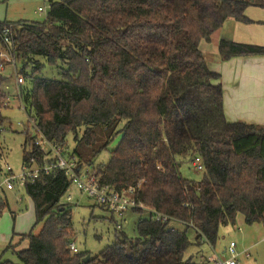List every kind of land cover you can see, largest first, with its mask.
Segmentation results:
<instances>
[{
    "label": "trees",
    "instance_id": "obj_1",
    "mask_svg": "<svg viewBox=\"0 0 264 264\" xmlns=\"http://www.w3.org/2000/svg\"><path fill=\"white\" fill-rule=\"evenodd\" d=\"M250 6L264 8V0H56L43 21L0 22V34L12 27L21 102L38 130L78 169L92 166L103 187L134 189L144 208L130 210L149 213L138 220L136 238L121 234L97 255L74 252L72 208L62 202L72 181L58 168L42 171L23 184L35 224L19 235L26 247L17 249L12 236L19 264H198L185 257L188 246L202 244V236L216 245L220 227L235 225L239 214L264 228V126L227 121L221 74L200 47L230 18L252 23ZM218 51L222 61L264 56L263 45L224 38ZM44 63L59 78L37 76ZM8 81L0 70V124ZM117 134L109 162L95 166ZM35 138L25 133L23 165L47 162ZM195 156L204 162L201 181L180 171ZM2 159L0 126V173ZM7 207L0 199V217ZM154 213L194 229L173 230Z\"/></svg>",
    "mask_w": 264,
    "mask_h": 264
},
{
    "label": "rangeland",
    "instance_id": "obj_2",
    "mask_svg": "<svg viewBox=\"0 0 264 264\" xmlns=\"http://www.w3.org/2000/svg\"><path fill=\"white\" fill-rule=\"evenodd\" d=\"M52 1L56 0H0V22L6 20L12 22L43 21ZM39 7L46 8V12L36 13ZM249 9L257 18V23L252 25L256 35L249 39L262 41L264 40V8L250 6ZM206 43H210L206 46L207 51L204 49ZM246 43L260 45L256 42ZM261 45L264 46V44ZM200 47L204 51L207 62H213L216 53H218L216 42L211 38V42L202 41ZM44 64L41 73H37V76L59 78L55 69L46 63ZM20 68L21 64L16 62L17 73H20ZM3 74L9 79L6 90L10 101L7 108L3 110L6 119L3 124H0L3 152L0 181L3 179L1 174L6 173L8 166L15 175L22 172L25 133L28 132L29 137L37 136L33 124L29 121L26 111H24L21 99L16 95L17 84L14 67L7 64ZM120 139L121 134H117L107 149L94 158L93 164L95 166L106 165L110 160L111 151L116 148ZM66 146H68L66 149L69 151L74 148L75 143L72 137H70ZM30 148L29 142L28 151ZM180 171L185 178L193 181L203 180L205 174L204 171L197 170L194 167L191 158L182 160ZM69 196H71L70 199H68ZM0 199H7L8 201V207L0 217V264H19L18 257L10 246V241L12 236L15 235L12 244H16L17 249L26 247V240H22L19 235L29 234L33 229L35 224L33 202L20 182H16L11 186H4L3 190L0 191ZM62 202L69 204L72 208V224L75 230L73 242L78 250L87 251L92 255H97L113 244L121 234L128 238H136L138 236L136 232L138 220L149 215L146 211L144 214H139L133 210H127L122 217L117 216L106 207L97 205L92 198L83 194L75 182H72ZM13 213H15V217ZM179 228V230H183L181 227ZM41 229L42 225H37L33 233L38 234ZM190 238L193 243L195 235L192 231L190 232ZM263 239V225L259 222L249 224L245 221L244 216L239 214L235 225L220 227L215 249L218 253H222L226 251L229 243L234 241L237 245L236 250L240 253L238 264H264ZM202 241L200 245L190 244L186 249L185 257H191L198 264H212L209 261V257L213 253L212 248L205 239Z\"/></svg>",
    "mask_w": 264,
    "mask_h": 264
},
{
    "label": "built area",
    "instance_id": "obj_3",
    "mask_svg": "<svg viewBox=\"0 0 264 264\" xmlns=\"http://www.w3.org/2000/svg\"><path fill=\"white\" fill-rule=\"evenodd\" d=\"M38 13L46 12V8L39 7L37 10ZM12 27L6 26L3 28L2 33V45L0 47V59L4 61V64H0V70L3 72L7 64H11L14 67L16 74V84H17V96L21 99L20 85L23 83V77L20 73H17L16 70V60L14 57V48L13 41L11 38ZM10 101L9 97L6 99V104ZM22 104V102H21ZM23 106V104H22ZM24 111L25 107L23 106ZM29 121L33 124L37 136L33 141V144L41 147L44 154L45 162L42 166L33 164L32 167L23 165L22 172L19 175H15L13 170L8 166L7 171L4 174H1L3 179L0 181V191L3 190L4 186H11L16 182H20L22 185L30 180H34L39 176V174L44 171L46 173L50 172L54 168H58L67 175V177L77 184L81 192L88 197L92 198L97 205L106 207L112 211L117 216H123L127 210L133 208H144L141 203L133 197L134 189H129L123 192H117L111 190L107 187H103L99 182V176L94 172L92 166H85L81 169L77 168L76 160H69L66 156L65 149L58 144H55L49 141L42 132H40L34 122L33 118H28ZM194 167L197 170L204 171V162L202 157L195 156L191 159ZM32 163H34L32 159ZM71 196L68 197L70 199ZM152 219L157 222L169 223L173 230H179L181 227L194 229V225L191 223H186L183 220L170 217L161 213H154ZM239 230H241L239 228ZM205 239V241L212 248V255L209 257V261L212 264H238V257L240 253L237 252V245L234 241H231L226 248V251L218 253L215 249V245L209 242L204 236L201 237L200 241ZM264 241V239H263ZM71 250L74 252L78 251V248L75 244H71ZM226 252V254H224Z\"/></svg>",
    "mask_w": 264,
    "mask_h": 264
},
{
    "label": "crops",
    "instance_id": "obj_4",
    "mask_svg": "<svg viewBox=\"0 0 264 264\" xmlns=\"http://www.w3.org/2000/svg\"><path fill=\"white\" fill-rule=\"evenodd\" d=\"M246 14L253 21L252 23L244 24L230 18L220 30L212 34L211 38L216 42L217 47L222 38L241 43L264 44V40L249 39L256 35L252 25L257 23V18L249 8ZM206 42H211V40ZM209 44L204 45L205 51ZM202 52L204 53L203 50ZM217 52L215 60L208 62V66L211 70L221 74V83L224 88V112L227 121L231 123L242 121L264 126V56L235 57L222 61L219 51Z\"/></svg>",
    "mask_w": 264,
    "mask_h": 264
},
{
    "label": "water",
    "instance_id": "obj_5",
    "mask_svg": "<svg viewBox=\"0 0 264 264\" xmlns=\"http://www.w3.org/2000/svg\"><path fill=\"white\" fill-rule=\"evenodd\" d=\"M188 158H189V157H188ZM89 259H90V255H87L84 261H85V262H88Z\"/></svg>",
    "mask_w": 264,
    "mask_h": 264
}]
</instances>
